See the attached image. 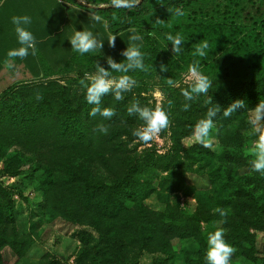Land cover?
<instances>
[{"label":"trees","instance_id":"16d2710c","mask_svg":"<svg viewBox=\"0 0 264 264\" xmlns=\"http://www.w3.org/2000/svg\"><path fill=\"white\" fill-rule=\"evenodd\" d=\"M59 3L61 27L45 41L50 43L57 36L62 41L66 17L73 12L104 46L96 53L70 52L64 67L47 74L41 73L31 54L39 74L31 73L28 80L15 81L1 90L0 177H16L25 170L39 172L37 211L43 222L59 218L79 226L71 264H142L143 254L152 256L147 264H169L174 255L173 238L190 239L194 244L192 251L182 252L184 264H206L207 233L218 227L236 249L235 257L264 264V175L251 170L250 158L241 150L247 112L264 101V0H140L133 9L115 8L111 0ZM177 7L184 16L175 15ZM92 13L101 16L102 22L92 21ZM157 18L164 23L156 24ZM132 28L143 37L140 50L150 70L127 73L137 86L123 94L124 100L117 101L112 94L102 97L100 106L114 108L115 116H90L94 105L87 103L79 81L85 73L95 71V62L107 69V56L123 61L120 52L128 46ZM169 32L180 33L184 39L178 55L172 53L166 39ZM112 35L116 36L115 48L107 42ZM201 40L209 46L203 58L193 55ZM194 60L214 80L207 95L221 106L214 129L220 144L217 153L196 143H181L211 106L205 103L208 96L186 101L181 94L188 87L182 83V75ZM161 63L167 72H160ZM61 74L72 75L64 83L42 80ZM169 78L178 86H169ZM152 88L164 94L163 107L171 121L162 132L168 144L163 153L131 134L142 121L127 112L137 100L141 106L154 108L155 103L141 93ZM236 99L243 100L246 107L224 117L223 109ZM185 103L191 105L187 111L183 110ZM98 124L108 127L107 134L97 130ZM187 173L204 181L207 189L190 185ZM183 189L193 194L192 210L169 200L171 193ZM14 194L22 197L18 189L0 179V264H23L32 242L30 234L16 224ZM150 195L163 209L144 203ZM217 207L227 212L226 218L215 212ZM222 219H226L223 224ZM256 233H263L260 245ZM9 256L13 257L11 263ZM24 264L66 263L45 254Z\"/></svg>","mask_w":264,"mask_h":264},{"label":"clouds","instance_id":"9594fccd","mask_svg":"<svg viewBox=\"0 0 264 264\" xmlns=\"http://www.w3.org/2000/svg\"><path fill=\"white\" fill-rule=\"evenodd\" d=\"M140 0H111V6L115 8L133 9L137 7ZM168 11H172L169 9ZM175 15L178 17L184 16V11L181 7L174 9ZM90 19L96 23L102 22V17L95 13L90 14ZM11 23L17 37L18 48L10 49L7 53L9 58L6 66L11 68L13 61L16 58L24 59L29 55L31 50L32 55H36V38L28 26L32 23V18L28 15H14L11 17ZM156 24L164 23L163 20L157 18ZM128 46L120 52V55L125 59L121 62H116L111 56L105 57L108 68L101 66L99 62H95V71L92 73H85L84 78L79 81L80 86L85 90V98L87 103L94 105L91 108L89 115L95 116L99 114L105 119H111L116 115L115 109L110 107H101V99L103 96L112 94L117 101L124 100V93L131 91L137 86V81L127 73L130 71L139 70L148 72L150 67L145 64V54L140 50L142 47L143 37L139 35L135 28L129 29ZM167 41L171 43V51L174 54L181 52V45L184 44V39L180 33L173 35L172 33L165 34ZM71 44V49L81 55L86 53H96L103 48V40L99 39L97 35L91 30H76L73 27L72 35L68 38ZM108 45L115 48L116 36L112 35L107 40ZM141 42V43H137ZM207 41L201 40L195 46L194 56L205 57L208 49ZM154 68V66H152ZM160 72H167V66L163 63L159 65ZM113 73H120L114 76ZM187 83L188 87L181 90V94L186 101H193L199 95L208 96L209 90L213 87V81L208 76L200 71V64L198 60H194L188 66ZM169 86H178V82L173 79H167ZM157 103L154 108L148 106H141L140 102L134 101L128 106L127 112L129 115H137L142 121L137 127L131 130V134L144 144H148L154 140L159 134L167 130L170 126V118L168 112L164 110L163 101L164 94L157 90L155 92ZM37 99H42L37 96ZM169 108L173 106L171 99L167 100ZM206 104L211 105L207 108L206 114L198 119L193 126L192 133L189 137L190 143L199 144L205 148H212L214 137L213 130L216 129L215 118L221 112L219 104H213L212 99L208 96L205 101ZM191 105L185 103L183 110L187 111ZM246 104L241 99H236L227 107L223 109V116L230 117L234 112L244 109ZM249 124L251 126V135L256 139L252 141L250 149L251 159L249 161L251 170L264 175V101H259L254 108H250ZM97 130L101 133L107 134L108 127L104 124H98ZM222 218L227 217V212L217 207L215 209ZM226 219L220 221L225 223ZM236 249L231 246L224 238V229L216 228L215 231L207 233V248L205 250L206 264H230L233 254Z\"/></svg>","mask_w":264,"mask_h":264},{"label":"rangeland","instance_id":"374dc122","mask_svg":"<svg viewBox=\"0 0 264 264\" xmlns=\"http://www.w3.org/2000/svg\"><path fill=\"white\" fill-rule=\"evenodd\" d=\"M78 16L73 12H69L66 17V24L63 25L62 30V41L53 42L55 39L60 40L59 38H51L50 43L47 42V48L45 51H40L36 53L35 60L38 67L41 70V73L47 74L48 72H54L58 67H64L66 65L68 55L72 53H78L71 49V44L68 41V38L72 35L73 27L76 30L86 29L83 26L82 21H78ZM63 22V23H65ZM59 33L57 32V35ZM60 35V34H59ZM52 42V44H51ZM61 42V43H59ZM49 43V44H48ZM71 56V55H70ZM1 59L0 64L5 67V72L7 76L0 81V88L4 85L9 84L14 81H19L21 79V72L23 69L19 70L20 66H24V61L15 59L12 63L13 66L11 68L6 66L9 58ZM2 73V71H0ZM185 72L182 75V83H187V76ZM72 74H61L58 76H53L50 78L42 79L43 81L47 79L55 80L58 83H64L68 77ZM74 75V74H73ZM20 76V77H19ZM157 88L143 90L141 93L144 95L150 103H157V97L155 96V92ZM250 111L247 112V122L244 127L241 128V134L244 136V141L241 145L242 153L248 158L251 157L250 149L252 146V141L256 139L255 136L251 135V126L249 124ZM214 140L213 146L210 148L215 153L218 152L220 144L216 137V134L213 130L212 133ZM189 136L184 137L181 140L183 146H188L191 143L189 142ZM146 146H154L158 153H163L167 149V141L165 136L162 135V132L154 138L153 141L146 144ZM140 147H138L139 149ZM242 170H246L242 168ZM39 172H35L30 174L28 170L17 175L16 177H0L5 185H12L16 189H18L22 197L14 194L12 196L14 201V206L16 209V224L20 226L25 234H30L32 237V242L28 250L26 251L23 260L21 262L28 263L34 262L43 257L45 254H49L50 256H54L59 260L64 261L66 264H71L72 257L78 247V242L75 236L76 231L79 229V226L72 225L68 222H65L59 218L53 219L49 222L44 223L41 217V214L37 211V204L41 200V193L37 189V178ZM187 181H189L195 188L198 189H207L205 187L204 181L195 180L193 175L186 174ZM209 188V187H208ZM169 200L172 203H178L180 207L192 210L195 205V201L193 198V194L188 190H181L179 192H174L169 195ZM144 203L153 208V209H163V204L156 200L153 195H150L144 199ZM41 218V219H40ZM29 222L33 224V226L29 225ZM263 238V233H256L257 245L261 243ZM171 246L174 250V255L172 260L169 261V264H184L182 259V252L184 250L192 251L194 249V244L190 239H179L173 238L171 239ZM259 247V246H258ZM7 252V250H5ZM3 257H5L4 249L2 251ZM151 255L143 254L140 257V262L142 264H147ZM8 262L13 261V257L9 256ZM20 262V263H21ZM230 264H253L242 258L232 256Z\"/></svg>","mask_w":264,"mask_h":264},{"label":"crops","instance_id":"0c3cea01","mask_svg":"<svg viewBox=\"0 0 264 264\" xmlns=\"http://www.w3.org/2000/svg\"><path fill=\"white\" fill-rule=\"evenodd\" d=\"M63 10L59 0H0V60L7 58V53L10 49L18 48L17 37L11 23V17L14 15H28L32 18V23L28 26V30L36 38V48L38 51H45L47 41L45 37L56 32L61 27ZM56 38V37H55ZM56 40L53 42H58ZM20 59V58H16ZM21 60V59H20ZM26 62L25 66H20L22 70L21 79L26 81L31 78V73H37L38 68L31 60V51L29 55L22 59ZM5 67L0 64V81L7 76L4 71ZM20 77V76H19ZM15 82L12 80L9 84ZM9 84L0 88V92Z\"/></svg>","mask_w":264,"mask_h":264},{"label":"water","instance_id":"95a60500","mask_svg":"<svg viewBox=\"0 0 264 264\" xmlns=\"http://www.w3.org/2000/svg\"><path fill=\"white\" fill-rule=\"evenodd\" d=\"M64 6L66 7V5L64 4Z\"/></svg>","mask_w":264,"mask_h":264}]
</instances>
